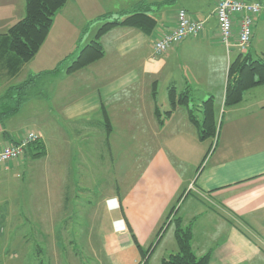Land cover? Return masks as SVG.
Masks as SVG:
<instances>
[{
	"label": "crops",
	"instance_id": "crops-1",
	"mask_svg": "<svg viewBox=\"0 0 264 264\" xmlns=\"http://www.w3.org/2000/svg\"><path fill=\"white\" fill-rule=\"evenodd\" d=\"M143 1L157 20L150 34L114 26L100 38L102 58L67 71L95 38L99 16H123ZM217 1L68 0L39 52L16 69L7 33L25 16L26 0H0L3 85L20 74L24 80L39 75L36 84L43 81V87L60 81L43 95L51 110L60 109L57 119L52 116L57 127L43 120L29 130L42 135L46 148L43 213H54L53 203L62 214L86 213L85 229L75 233L81 239L72 241L83 251L103 253L108 263H140L142 250L153 244L148 264H162L178 251L176 224L165 240L172 220L180 218L192 227L194 251L210 253L208 264H264V84L247 89L238 104L224 105L230 65L242 52L220 39ZM180 9L204 21V31L153 57L154 41L176 27ZM246 52L264 55V14L256 18ZM209 98L217 129L202 139L199 124ZM2 132L0 149L27 134L13 139ZM113 198L117 211L109 210L116 206Z\"/></svg>",
	"mask_w": 264,
	"mask_h": 264
},
{
	"label": "rangeland",
	"instance_id": "rangeland-1",
	"mask_svg": "<svg viewBox=\"0 0 264 264\" xmlns=\"http://www.w3.org/2000/svg\"><path fill=\"white\" fill-rule=\"evenodd\" d=\"M114 1L120 2V0H113L111 5L115 3ZM96 22L103 23L100 20ZM212 24H215V20ZM23 80L24 74H20L6 84L18 85ZM59 82L44 81L45 87H43V81L35 84L30 89L29 100L20 113L4 119L1 124L0 141L3 138L2 131H8L10 138L15 139L19 134L28 133L31 128L35 129L38 124L43 125V120L49 128L55 129L57 125L53 124L52 116L57 119L56 113L60 112V109H56V112L51 110L55 107L49 108L44 103L46 101L43 102V95L48 96ZM3 83L0 80V97L6 93L5 89L9 86H4ZM12 96H16V93H12ZM50 100L51 97L48 105L53 103ZM44 114L48 115L47 118ZM6 165L0 164V232L2 233L0 264H112L107 262L103 253L83 251L77 243L72 241L81 239L76 237V234L80 232L76 230L82 227L85 229L88 223L86 213L72 215L69 211L62 214L59 210L57 211L56 203L52 204L55 208L54 213L45 211L43 213V196H46L43 194L44 181L47 174L43 158L34 159L31 156L26 158L23 156ZM112 200H116V206L109 207V210H119L118 199ZM69 207L72 209L71 205ZM172 221L165 241L171 237L172 229L175 227L176 222ZM144 262L145 259L138 263Z\"/></svg>",
	"mask_w": 264,
	"mask_h": 264
},
{
	"label": "trees",
	"instance_id": "trees-1",
	"mask_svg": "<svg viewBox=\"0 0 264 264\" xmlns=\"http://www.w3.org/2000/svg\"><path fill=\"white\" fill-rule=\"evenodd\" d=\"M68 0H26L25 16L16 22L8 30L9 49L18 58L16 69L21 64L29 62L39 52L43 42L53 25L56 14L66 5ZM149 6L143 1L138 3L132 10L122 13L123 16L114 17L111 13H106L98 17L103 21L98 29L95 38L90 41L80 52L78 57L67 68L69 73L81 69L90 63L104 56V48L100 40L101 36L110 28L118 25H129L137 27L146 33H151L156 26V19L148 13ZM113 18V19H112ZM247 52H242L234 60L229 68V82L227 85L224 105L229 107L238 104L243 99L244 92L258 84H264V55L253 57ZM59 67L51 72H57ZM28 77L21 84L12 86L0 99V121L8 117L15 116L26 102L30 89L36 84L37 77ZM16 93V96H12ZM4 102V103H3ZM10 102V103H6ZM213 98L204 102V118L200 125L201 138L206 139L215 135L217 125L213 108ZM190 118L198 123L190 112ZM15 142V144L20 143ZM46 154L45 144L42 138L29 143L25 148V158L31 156L34 159L43 158ZM176 207H173L167 220L172 216ZM176 223L175 237L178 244V251L162 258V264H208L210 253L198 255L192 246L193 231L191 225H181L180 218L173 219ZM165 224L160 232L165 228ZM160 235V234H159ZM139 248L141 246L138 244ZM153 244L147 249L142 250L145 262L153 250Z\"/></svg>",
	"mask_w": 264,
	"mask_h": 264
},
{
	"label": "built area",
	"instance_id": "built-area-1",
	"mask_svg": "<svg viewBox=\"0 0 264 264\" xmlns=\"http://www.w3.org/2000/svg\"><path fill=\"white\" fill-rule=\"evenodd\" d=\"M216 19L221 41L230 49L237 46L241 52L248 51L254 35L256 18L264 14V0H218ZM235 25L238 32L235 34ZM205 29V23L193 19L185 9L177 14L176 27L163 34L153 43V57L167 54L175 45L188 37H197ZM42 138L36 131H29L20 143H10L0 149V164L6 165L24 156L26 146ZM1 257V253H0Z\"/></svg>",
	"mask_w": 264,
	"mask_h": 264
}]
</instances>
